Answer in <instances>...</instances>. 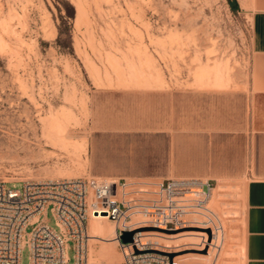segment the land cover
<instances>
[{
	"label": "rangeland",
	"instance_id": "1",
	"mask_svg": "<svg viewBox=\"0 0 264 264\" xmlns=\"http://www.w3.org/2000/svg\"><path fill=\"white\" fill-rule=\"evenodd\" d=\"M251 12V0H0V180L18 186L28 179L94 176L120 179L137 191L183 175L188 163L178 149L174 159L167 145L141 153L143 133L153 130L140 125L153 117L158 125L167 107L154 108L162 98L135 93L175 90V131L182 136L185 89L237 87L245 77ZM213 65L225 70L224 84L206 79L205 68ZM93 88L124 93L95 96ZM52 121L60 127L55 132ZM115 125L120 129H110ZM210 180L222 192L215 200L213 190L209 207L225 223L216 264H244L245 180ZM43 217L58 229L51 209ZM101 246L92 245L97 257ZM164 254L169 260L171 253ZM205 254L182 250L171 254V264L176 256ZM29 262L25 246L21 264ZM67 264H75L72 241Z\"/></svg>",
	"mask_w": 264,
	"mask_h": 264
},
{
	"label": "built area",
	"instance_id": "2",
	"mask_svg": "<svg viewBox=\"0 0 264 264\" xmlns=\"http://www.w3.org/2000/svg\"><path fill=\"white\" fill-rule=\"evenodd\" d=\"M127 183L94 176L28 179L18 186L0 180V264H21L25 246L29 264H67L70 241L75 264H167V254L142 240L143 226L173 230L209 224L216 215L210 179L168 178L137 191ZM48 209L58 229L43 217ZM100 214L114 222L121 262L89 261V220ZM126 230L134 231L130 242L121 238Z\"/></svg>",
	"mask_w": 264,
	"mask_h": 264
},
{
	"label": "crops",
	"instance_id": "3",
	"mask_svg": "<svg viewBox=\"0 0 264 264\" xmlns=\"http://www.w3.org/2000/svg\"><path fill=\"white\" fill-rule=\"evenodd\" d=\"M251 25L245 77L237 87L185 89L183 95L182 136L176 134L175 90H141L135 94L162 98L167 117L161 115L143 122L141 129H152L141 143L143 155L159 152L167 145L172 159L183 153L187 170L177 177H204L244 181L245 238L244 264H264V0H251ZM93 88L92 95L122 92ZM94 92V93H93ZM124 93V92H122ZM127 94V93H126ZM166 100V101H165ZM181 120H178L181 126ZM120 129L115 125L110 129ZM215 200L222 185L215 187Z\"/></svg>",
	"mask_w": 264,
	"mask_h": 264
},
{
	"label": "bare ground",
	"instance_id": "4",
	"mask_svg": "<svg viewBox=\"0 0 264 264\" xmlns=\"http://www.w3.org/2000/svg\"><path fill=\"white\" fill-rule=\"evenodd\" d=\"M219 65V64H216ZM216 65L209 66L205 68V71H208L206 79L212 80L214 77L213 83L216 85H222L223 82V70L221 67H217ZM226 66V65H225ZM224 66V67H225ZM211 70H213L211 72ZM225 71V70H224ZM51 130L59 129L57 121H52L50 123ZM56 131V130H55ZM54 131V132H55ZM63 134V133H62ZM60 135V134H58ZM61 137V136H60ZM62 138V137H61ZM62 178V177H58ZM242 220V219H241ZM111 220L103 214L92 216L89 220V261L90 262H99L100 257H107L106 262H121L123 260V256L121 252L118 253L115 247L118 245V241L114 239L115 235V225L114 222L111 223ZM225 223L222 221L221 218L214 217L211 221V225L206 227H201L197 225H192V229H189L184 232H167L164 230H159L152 233H148L142 231L141 235L143 236L142 240L146 242L152 243L155 248L162 250L164 252H169L171 254L186 250V249H194V250H207L206 258L195 257L192 259L184 258L178 259V257H174L173 264H191L192 261L196 262L197 264H201L202 260H207L208 264H216L219 259V252L225 245L223 241V234L225 231ZM99 226L101 228L98 229ZM205 228H208V230ZM209 228L211 229V233L209 232ZM101 242L102 246L99 250H97L99 256L95 255V250L92 247L94 243ZM191 243V245H190ZM186 245V247H184ZM189 245V246H187ZM227 258L231 253L232 250L226 252ZM114 254L117 255L115 258L116 260L112 261V257ZM171 254H169L170 259L166 258L167 264H171ZM200 254V253H197ZM112 256V257H111ZM180 256V255H179ZM234 256V255H233ZM231 258V256H230ZM233 259V258H232ZM193 262V264H195Z\"/></svg>",
	"mask_w": 264,
	"mask_h": 264
},
{
	"label": "water",
	"instance_id": "5",
	"mask_svg": "<svg viewBox=\"0 0 264 264\" xmlns=\"http://www.w3.org/2000/svg\"><path fill=\"white\" fill-rule=\"evenodd\" d=\"M134 231H123L121 238L124 242H130L132 241Z\"/></svg>",
	"mask_w": 264,
	"mask_h": 264
}]
</instances>
